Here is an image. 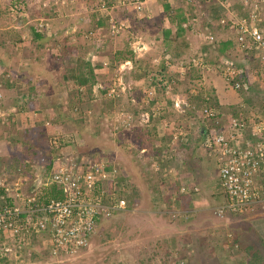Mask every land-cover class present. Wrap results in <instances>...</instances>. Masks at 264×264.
I'll list each match as a JSON object with an SVG mask.
<instances>
[{
  "label": "rangeland",
  "instance_id": "374dc122",
  "mask_svg": "<svg viewBox=\"0 0 264 264\" xmlns=\"http://www.w3.org/2000/svg\"><path fill=\"white\" fill-rule=\"evenodd\" d=\"M17 1H19V10L24 12L21 16H19V12L13 15L12 9H8L9 3L12 5L13 2ZM47 1L0 0V39H6L9 43L14 32H22L20 27L23 26L24 22L36 23L38 20H42L43 25L51 26L52 31L57 30L59 34L57 39L51 38L49 40L47 47L38 49L35 54L37 59L28 58L26 52L27 48H30L28 45H25L28 46L25 49L21 43L15 45L17 42L12 43L11 41L8 48L7 46L0 47V66L8 64L11 66V72L16 75V82L13 85L12 82H6L10 83L8 85L0 81V129L2 122L7 121L8 118H11V121L17 117L18 106H20L17 98L21 97L24 100L30 95L38 96L41 100L44 98L45 101L41 103L35 99L32 108L26 111L28 117L36 118V121L41 119L42 122L47 121L49 124L45 127L43 124L42 126L37 125V123L33 125V122H30L34 131L24 134L19 129L15 137L17 140H13L12 145H9L7 141L10 133L2 132L5 140L0 139V173L3 172L5 175H9V178L16 180L23 173L27 174L29 180L33 178L36 172L48 174L50 170V165L47 164L48 159L55 157L57 153V150L50 147V135L53 133L52 131L62 134V138L74 142L75 145L64 146L61 152L74 153L75 151L81 153L83 157L95 156L113 162L119 169L124 189L127 188L131 192V184H134L138 189L139 198L132 208H126L115 213L111 218L102 222L101 227L94 234L91 244L62 264H216L215 255L212 256L211 253L216 252L219 247L211 242L207 235L212 231L210 226L216 225L218 222L220 224L221 221L216 220L214 214L208 210L207 205L210 204L209 200L211 199L215 204H220L224 200L225 192L220 185L221 179L216 170L215 158L209 153V143L207 142L208 149L205 148L206 150L204 149L203 152H201L203 149H195L196 144L200 142L199 128L203 122L189 115L191 110L197 115L199 107L193 109V104H189L190 101L187 100L186 96L188 89L192 87L196 88L194 89L196 92L202 91L201 96H209L207 98L209 104L219 111L218 115L220 116L217 123L214 119L205 121L209 130L220 127L217 124L222 126L227 122L228 116H225V113H246L249 108L250 105L245 100L246 96L245 99L240 98L238 89L234 90L232 86L225 88L226 85L220 68H215L216 66H212L210 63L216 60L217 52L208 49L203 52L206 43L201 38L202 35H206V29L209 27L215 29L212 34L217 38L224 40L234 38L233 27L228 23L224 22V24L218 21L217 24V22L212 21L210 25L204 26V19L209 17L211 10L209 5L214 4L220 11L225 3V8L228 11H235L231 6L237 7L239 1H212L208 5L206 4V7H198L194 10L198 19L195 23L189 22L190 26L185 30V38L189 43L185 56L201 53V55L206 56L210 64L207 63L208 66L199 70L195 68L185 69L186 73L181 74L176 71L179 66L177 64L180 63L169 60L171 64H168L169 66L164 64L163 73L165 76L170 75V78L175 80V76L178 74L179 80L172 84L173 86L169 91L157 88L155 90L157 97L153 99V104L149 107L146 105L147 96L144 98L143 89L144 85L146 87L152 85V75L148 74L144 77L143 70L155 68V64L152 63L153 58L163 54L161 52L162 43L155 41V38L158 36L162 38L161 33L164 28L173 30L176 27L171 22L165 21L166 12L162 13L161 10H156L152 16L140 19L128 8L114 7L109 15L104 14L108 16L107 20L103 17L99 18L103 25V27L96 29L99 37L95 41H87L82 32L84 33L88 25H95L96 17L101 14L94 10L95 0H70L67 4H57L58 8L54 7L52 2ZM42 2L46 5H43ZM216 2L219 3L216 4ZM99 3L100 0L99 2L97 0L98 5ZM167 5L173 6L174 4L168 2ZM233 14L235 15L236 12ZM262 18H264V14H262ZM112 20L125 22V28L110 35L106 27L107 23ZM174 22L177 21L174 20ZM137 40L147 44L146 46L149 48L147 47L145 52L138 51L139 48L135 51L133 60L138 65L136 68L122 70L127 66L123 63L119 64L121 60L114 59L115 50L121 49L124 45L131 48V44H134L132 42H137ZM174 42L177 43L176 40ZM220 45L222 46L221 51L222 49L230 50L229 47L223 48L225 46L223 42ZM71 51H73V55L70 53ZM173 53L170 51V54ZM7 54L9 58L7 57V61H5L1 55L6 57ZM33 61L36 62L33 63ZM15 64H19V68H16ZM30 64L37 66L38 71L47 82L43 86L46 88L45 93L38 92L36 95L37 93L34 91H28L26 79L34 78ZM96 64H101L102 68L93 70V75H90L88 73L89 66L94 67ZM175 64L176 67H174ZM170 67H174L177 72L176 75H173ZM68 72L79 73L82 77L88 78L89 81H99L103 85H107L111 78H116L120 72H123L122 75H126L127 78L125 83L127 91L119 100H109L104 95L99 96L92 102L94 109L91 111V115L84 121L75 124L73 115L71 116L72 107L64 101L68 92L64 89L63 75L64 73L68 74ZM140 75L145 78V84L141 81H135L136 76ZM252 87L251 97L256 94L259 100L264 97V80L261 84L258 82L256 86ZM35 88L39 90L40 85L36 84ZM176 96L178 98L175 99ZM175 100L178 102V106L173 105ZM193 100L196 99L193 97ZM186 101H188V105L184 106ZM58 102L62 104V107L57 105ZM239 103L242 106H239ZM258 103L255 102L253 106L261 112L264 108ZM121 108H126L129 115L134 110L138 111V114H134L135 117L132 114L131 118L134 129L122 127L119 125V121L116 122L121 119V115L117 114L122 110ZM184 108L189 111H185ZM151 114H153V121H151ZM153 124L156 125L157 132L153 133L154 135L150 132ZM215 125L216 127H214ZM177 126H182V132H188L186 139L182 138L183 135L181 134L177 135L175 129ZM161 127L164 129L163 131H161ZM26 142L47 148L48 156H37L36 154L34 159L23 160L28 154L22 146ZM159 142H161L160 145H158ZM157 148L159 151H156ZM12 151L15 152V156L10 157L8 153ZM17 158H20L18 164L16 163ZM186 159L190 163L186 165V171L185 168L181 171L179 163L182 164L181 161ZM187 172L192 173L190 175L196 182L195 188L199 189V194L195 195L196 197L192 196L195 198L194 204L197 205V208L202 206L196 216L191 212H181L182 210L177 208L174 210L175 212L171 209H165L168 203L160 199L157 202L158 205L152 202L150 188L158 186L161 189V182L168 178V173L177 176ZM143 175H148L150 181L146 182L142 177ZM126 181L129 182V186H125ZM205 187L207 189L204 191ZM262 188L264 190V185ZM173 189L172 191L177 193V190ZM212 191L215 194L213 198ZM161 192L163 191H159V194ZM256 205L254 210L257 208L258 210H251L253 214L247 213L250 215L246 218L252 219L264 214V205L261 202ZM175 214H178L177 220H172L171 217ZM199 235L205 236L199 239ZM172 236L177 238L179 244L186 243L188 248L187 261L175 259L170 255L174 252L172 249L174 238ZM12 252L0 258V264H54V261H59L55 257L41 256V258L36 253H32L31 256L23 253L22 256L15 258ZM26 252L28 253V251ZM238 252H233V258H237ZM238 256H243V254L238 253Z\"/></svg>",
  "mask_w": 264,
  "mask_h": 264
},
{
  "label": "built area",
  "instance_id": "2783aa9c",
  "mask_svg": "<svg viewBox=\"0 0 264 264\" xmlns=\"http://www.w3.org/2000/svg\"><path fill=\"white\" fill-rule=\"evenodd\" d=\"M51 1L64 3L67 0L47 2ZM164 1L177 2L183 7L198 6L201 2V0H122L121 4L142 15L150 11L151 5ZM100 2L101 7H104V0ZM242 3L252 4V7L247 8L244 13L239 12L235 15L224 12L219 21L231 25L236 30L240 42L249 40L255 43V48L264 49L262 27L264 19L261 20L259 17L264 11V0H244ZM42 4L46 5L44 2ZM10 9L14 15L16 12H19V16L24 14L19 10V6L16 8L10 6ZM195 19L197 17L193 18ZM236 22L239 24L237 29L234 25ZM38 23V26H43L42 20ZM123 26L122 22L112 20L107 30L109 34H115ZM201 37L208 41L213 39L212 34H204ZM162 62L165 65L171 64L167 56L153 58V63ZM124 65L132 67V64ZM206 66L203 55L195 54L180 64L176 71L183 74L186 73V67L202 69ZM215 66L220 68L227 81L244 72L242 67L227 58L218 59ZM174 67L169 69L176 75ZM122 76L120 72L116 76V81L107 87L106 96L121 97L127 90ZM239 86L240 83L235 81L232 88ZM169 89L170 85L167 84L166 90ZM143 91L150 98L154 93V87H144ZM175 105H178V102H175ZM198 109L197 114L201 117H215L218 114V111L208 104ZM117 114L121 115V119L116 121L120 122V126L133 127L132 115L123 110ZM227 116V122L222 124L219 130L212 129L209 132L211 135L208 140L209 153L215 158L221 179L220 185L227 194V202L216 212L228 209L247 214L263 200L264 183L259 179L264 173V118L255 119L241 112L229 113ZM44 124L48 125V122L45 121ZM52 132L49 139L50 147L57 150V153L51 159L48 174L36 172L31 180L24 175L16 180L3 172L0 173V258L11 254V251L15 258L22 256L23 253L28 256L32 253L44 254L60 261L73 258L87 248L102 222L112 217L115 211L127 208L123 195L124 184L116 165L101 157H83L75 151L61 152L64 146H67L64 145V138L57 132ZM40 185L45 187L56 185L59 193L48 201H41L37 193Z\"/></svg>",
  "mask_w": 264,
  "mask_h": 264
},
{
  "label": "trees",
  "instance_id": "16d2710c",
  "mask_svg": "<svg viewBox=\"0 0 264 264\" xmlns=\"http://www.w3.org/2000/svg\"><path fill=\"white\" fill-rule=\"evenodd\" d=\"M18 3H19V1L13 2L12 3L13 7L16 8L17 6H19ZM174 3L175 4L173 5V7H170L167 5V3H165L166 4L165 12L172 19L173 22H174V20L177 21V22H175L176 26H177L176 30L173 31V30H171V28H166V29L164 28L163 32L161 33L162 38L158 36V38H155V41L162 43L161 52L164 55H167L168 59L171 62L180 63L182 60L183 54L188 50V47H189V43L185 38V30H187V28L190 26V23L188 21L193 18L194 10H196L198 7H200V8L206 7V4L208 5L209 3L201 0L200 5H198V6L192 5V6H187V7H183V6L179 5L177 2H174ZM237 3H239V5L237 7L231 6L233 8V10H235V12H237V13L245 12V9L243 8V3L241 1H239ZM216 4H217V2H216ZM97 6L98 5H95V4L93 6L95 12L96 11L99 12L97 9ZM208 7L211 10L209 11V17L204 19V26L210 25L212 21L218 22L220 17L224 14L222 9L220 11L217 10V7L214 4L213 5L211 4ZM185 12H187V13H185ZM94 14H96V13H94ZM96 16H97V14H96ZM102 17L105 18V20H107V18H108L107 15L99 14L98 17H96L97 18L96 24L93 26L88 25V27L84 30V33L82 32V34H84V37L86 38L87 41H95L97 39V37H99V34L96 33V29L103 27L102 22L99 19ZM84 20H85V18H84ZM35 21H37V20H35ZM38 22H39V20H38ZM38 22H36V23L35 22L24 23L22 26L23 28L20 27L22 29V32L21 31L14 32L12 34L13 37L10 39L9 43H7L6 39L1 38L0 39V47L1 46H4V47L7 46V48H8V45H11L10 44L11 41H12V43L17 42L15 45H18L19 43H21L24 46L28 45L30 48H27L28 46L24 47L25 49L27 48L26 52L28 53V58H32V57L36 58L35 54L38 51V49H40V48L42 49L44 47H47L49 40L51 38L57 39V36L59 35L57 30L52 31L51 26L48 27L46 25H43L41 27V26H38V24H39ZM18 23H20V22H18ZM183 24H185V25H183ZM47 27H48V29H47ZM214 31H215V29H213V27H209L208 29H206V32H209V33L214 32ZM65 36H67V35H65ZM175 40L177 41V43L174 42ZM28 41H30L29 44H28ZM215 43H217L216 40H213V42L211 44H207L206 46H204L203 52H205L207 49L210 51L212 50L213 52L214 51L217 52V57H218L222 53V51L220 50L222 46L219 43V44H217V47H216ZM223 43L225 44V46L223 48L230 47V45H231V41H227V42H223ZM63 46H64V44H63ZM121 49H123L124 51ZM121 49L115 50L114 59H116L118 61L121 60V62L133 59V55L135 53L131 48L124 45ZM251 50H252V48L247 50V58L250 57V59L248 61V65L254 68V72L256 73V75H257L256 77H258V78H252L248 74L246 75L245 73H242V74H240L241 76L238 75L237 77H233L229 81H227V80H226V82L224 81V83L226 85L225 88L228 86H232L233 83H235V81H238L240 83V86L237 88H234V90L238 89V91H239L238 95L240 94L239 95L240 98L245 99V96H246L245 100L247 103H249L248 105H250L249 108L247 109L246 113L249 116H252L255 119H257L259 117L264 118V109H262L260 112L253 105L255 102H259L258 104L263 105V108H264V102H263L264 97L260 98V100H262L261 101L262 104H261L259 97L256 96L257 94L253 95L251 97L250 91H251V88H253L252 86H254V85L256 86V84L258 82H260V84H261L262 81L264 80V72H263L264 71V65L255 64V61L257 60V56L254 55L253 53L250 56ZM170 51H173L174 53L170 54ZM70 53H72V55L74 54L73 51H71ZM1 57L4 58L5 61H7L6 58L8 57V54L6 55V57H3V55H1ZM205 59H206V61H208L206 56H205ZM34 62H36V61H33V63ZM132 62H133L134 68H136L138 66L137 63L134 60H132ZM212 62L213 61H211L210 63H212ZM164 64L165 63L162 62L161 65H154L155 68L143 70V73H144L143 76L144 77L148 74L149 75L151 74L154 78V82L159 83V85H162L163 89H164L167 82L170 83L171 81L176 82L177 80H179V79L175 80V79L170 78V76L164 75V73H163V71L165 69ZM30 65H31L32 72L34 74V78L26 79V81L28 83V88H27L28 91L29 92L34 91L35 93H37L36 95H38V92H40V93L44 92L45 93L46 88L43 86L46 85L47 82L43 79L42 75L38 71L37 66H35L34 64L33 65L30 64ZM94 67H95V69H94ZM94 67L89 66L88 73L90 75H93V70H99L102 68L101 64H96ZM79 68H81V67H79ZM0 70H1L0 71V81L1 82H3V83H6V82L11 83L12 82V85H13V83L15 84L16 75L13 74V72H11V66H9L8 64H5V65L2 64L0 66ZM3 72L5 75L3 74ZM7 74H9V76H7ZM78 75H79V73L74 74L73 72H68V74L64 73V75H63V80L65 82L64 83V87H65L64 89H66V91L68 92V95H66V96L64 95L65 96L64 101H65V103L68 102V104L71 105V107H72L73 112H72L71 116L73 115L72 116L73 122L75 124H78V122H81L82 120L84 121L89 115H91V111L94 109L92 107V102L96 98H98L99 96L105 95L106 90H107L106 87L101 89L97 85V81H95V80L89 81V79L86 78L85 76L82 77V75H79V76ZM140 77H142V76L140 75ZM113 81L114 80H112V82ZM125 81H126V79H125ZM110 82H111V80H110ZM10 83H6V84L10 85ZM36 84L40 85L39 90H37L35 88ZM145 88H148V86L146 87V85H145ZM243 88H245V90H243ZM201 92L202 91L196 92L194 90L192 92H189L186 96L187 100L189 99L188 101H190L189 104L190 103L193 104V109H195L197 107L202 108L203 106H206L207 104L212 106L211 104H209V102L207 100V98L209 96H207V95L201 96ZM143 96L146 97V93L143 92ZM193 97L196 99L195 101L193 100ZM17 99H19V102H20V106H18L19 110H17V113H18L16 115L17 117L12 119L11 121H10L11 118H8L7 121L1 123L2 128L0 129V139H2V138L4 139V137L2 136L3 131L9 132L10 137H11V138L9 137L7 139V141L9 142V145H12L13 140H17L15 137L17 136L16 133L18 134L19 129H21L24 134L30 133V131H32V132L34 131L32 128V124H30V122H33V125H36V123H37V125L42 126V124H43L41 119H38V121H36V118H29L26 111H28L29 108H32V105L34 104L35 99H38V101L42 103L43 101H45L44 98L41 100L40 98H38V96L35 97L33 95H30L29 97H26L24 100L21 97H18ZM119 99H120V97H117V100H119ZM110 100H116V98H111ZM195 102H197V103H195ZM152 104H153V99L151 101H149L148 103H146V105H148V107L151 106ZM57 105L59 107H62V104L60 102H58ZM239 106H242V105L240 104ZM260 107H262V106H260ZM121 109L123 111L127 112L126 108H121ZM184 110L187 111L188 109L184 108ZM238 110H240V109H238ZM189 113H190L189 114L190 116L197 118L196 120L203 122V126H204L206 120H209L210 118L213 117V116H210V117H204V118L202 117L201 118L200 116L196 115L193 112V110L189 111ZM132 114H133V117H135L134 114H138V111L134 110V112H132ZM153 120H154V118L151 115V121H153ZM226 120H227V118H226ZM159 123H161V121H159ZM189 124L191 125V123H189ZM181 127L182 126H177L175 128L176 133L181 134V132H182ZM214 127H216V125ZM157 128H158V125H157ZM162 129H163V127H161V130ZM186 130H187V128H186ZM211 130L212 129L209 130L207 128V131H205L203 129V132L202 133L200 132V135L202 137L200 136V139H199L200 142H198L195 146L196 150L197 149H203L201 151V152H203L205 148L208 149L207 142H208L209 137L211 135L209 133ZM150 132L152 134L157 133L155 124L152 125ZM183 134H184L183 138L186 139L188 132H183ZM161 135H162V133H161ZM59 136L62 137V134H59ZM160 143L161 142H159L158 145H160ZM65 144L68 147L75 145L74 142L64 138V145ZM22 146H23V149L25 148V151H27L26 153H28L27 157H25V159H23V160L30 159V158L34 159V156H36V154H37V156L38 155H40V156L44 155L47 157L48 153H49L47 148H42V147H40V145H37V144L34 145L31 142L23 143ZM201 147H203V148H201ZM46 149H47V151H46ZM156 151H159V148H157ZM0 154H1V150H0ZM8 154L10 155V157L12 155L15 156L14 151L9 152ZM50 159H52V158L50 157ZM50 159H48V162H47L48 165H51ZM19 162H20V158H17L16 163L18 164ZM188 163H190L188 159L182 160V164L179 163L181 171L183 170V168H185V171H186V165ZM190 174H192V173H190ZM190 174H189V172H187L186 174L183 173L181 175L172 176L170 173H168L167 174L168 178L166 180H164L163 182H161V186H162L161 189L158 186H153L152 188H150L149 191L151 193L152 202L154 204L156 203V205H158L157 202L160 199V200L164 201L165 203H168V205H167V207H165V209H169V210L171 209L172 211H174L177 208L179 210H182L181 212H183V211L184 212L185 211L191 212V213L195 214V216H196L198 211L201 210L202 206H200L198 209L197 205L194 204L195 198H193L192 196L196 197L195 195L199 194V189L195 188L196 182H195L193 176ZM142 177L144 178V180L146 182L150 181V177L148 175H143ZM260 180H262L264 183V173H262ZM125 186H129V182L126 181ZM172 189L177 190V193H174L172 191ZM55 190L56 189H55L54 185H49L48 187H45L43 189V192H45V193H39L38 197L41 201H43V200L48 201L49 199L56 197L58 195V193H56L57 191H55ZM159 191H163V192H161L159 194ZM123 192H124L123 195H124L125 199L127 200V208L130 209L133 207V205L139 199L138 198V189L136 186H134V184H131V192L128 191L127 188ZM224 195H225L224 200L220 204H215L211 199V200H209L210 204L207 205L209 207L208 210L214 214V216L216 217V220L221 221L220 224H218L219 222L218 223L216 222L217 223V224L215 223L216 225L210 226L212 231H211V233H209L207 235L209 237V240L219 247L216 250V252L213 251L211 253L212 256L215 255L216 264H264L263 236L259 233L258 230L254 229L253 223H250L252 219L246 218V216H249L250 214H241V213L234 212V211H231L228 209H223V211L220 213L216 212L218 208H220L222 205H224L227 202L226 192L224 193ZM213 196H215V194L212 191V198H213ZM263 197H264V193H263ZM225 198H226V201H225ZM256 207H258V206L256 205ZM251 214H253V212H251ZM177 217H178V214H175V216L171 217V219L177 220ZM204 236L205 235H199L198 238L202 239ZM172 237H171V239H172ZM173 238L174 239L172 240V242H173L172 249L174 250V252H172L170 255L175 259H181V260L187 261L188 258H186V257H187V253H188V248H187L186 243L182 242L181 244H179V242H177V238L176 237H173ZM180 246H184V247H180ZM183 249H184V251H183ZM239 250L243 252V256H238L239 258L237 257V259L233 258V254H234L233 252L239 251ZM222 252H224V253H222ZM216 254H217V257H216ZM218 258L219 259L221 258V260L223 258L224 261L223 260L221 261Z\"/></svg>",
  "mask_w": 264,
  "mask_h": 264
},
{
  "label": "clouds",
  "instance_id": "9594fccd",
  "mask_svg": "<svg viewBox=\"0 0 264 264\" xmlns=\"http://www.w3.org/2000/svg\"><path fill=\"white\" fill-rule=\"evenodd\" d=\"M121 1L122 0H104V7H101V2L99 3V5L97 4V0H95V4H97L98 6H97V9H98V11L99 12H101V14H107V15H109L110 14V12H112V10L114 9V7H119V6H123V8H128V9H130V11H132V12H134L135 13V15L136 16H138V17H140V19H144V18H147V17H150V16H152L154 13H155V11L156 10H161L162 11V13H165V6H166V4H162L163 2H159V3H157V4H153V5H151L150 6V11L149 12H147L146 14H142V15H139V14H137L134 10H132L131 8H129L128 6H125V5H122L121 4ZM99 2V1H98ZM12 3V2H11ZM10 6H13V5H11L10 3H9V6H8V9H10ZM158 9H157V8ZM170 7H173V6H170ZM171 9V8H170ZM10 11V10H9ZM10 14H12V13H10ZM262 14H264V11L262 12ZM14 15V14H13ZM166 17H165V21H167V22H171L172 24H173V26H176V24H175V22H173L172 21V19L168 16V15H165ZM111 18V17H110ZM109 18V19H110ZM25 23V22H24ZM123 23V28L122 29H124L125 28V22H122ZM218 23V22H217ZM108 24L109 23H107V27H106V30H107V28H108ZM231 26V25H230ZM169 27V26H168ZM177 27V26H176ZM176 27H175V29H173V31L174 30H176ZM232 27V26H231ZM262 27L264 28V22L262 23ZM47 29H48V27H47ZM121 29V30H122ZM172 30V29H171ZM233 30H234V34L233 35H235V37L234 38H230V39H228V40H224L223 38H217V37H215V36H213V32H207L206 33V35H208V34H212V36H213V39L211 40V41H208L207 39H204V38H202L203 40H205V45H207V44H211L212 42H213V40H216V42L217 43H215V46L217 47V44H219V43H221V42H227V41H231V45H230V47H229V51H225V50H222V53L216 58V60L215 61H213L212 62V66H214L215 65V63H216V61L218 60V59H220V58H227V59H229V60H231V61H233L234 63H236L237 65H239L240 67H242L243 69H244V72L243 73H247L250 77H252V78H258V77H256L257 75H256V73L254 72V68L253 67H251V66H249L248 65V61H249V59H250V57L249 58H247V48H245V47H242V46H240L239 45V43H240V41H239V39H238V34H237V32H236V30L233 28ZM108 31V30H107ZM118 33V32H117ZM111 35V34H110ZM138 41H140V40H137V42ZM137 42H132V43H134V44H131V49L134 51V53H135V51H137V49L135 50L134 49V46H135V44L137 43ZM20 44V43H19ZM145 44V43H144ZM147 44H145V48H141V46H139V49H138V51H141V52H145L149 47L148 46H146ZM148 47V48H147ZM129 48H130V46H129ZM252 48V50H251V53H250V56H251V54L253 53L254 55H256L257 56V60L255 61V64H262V65H264V53H261L260 51H258L255 47H254V45L251 47ZM264 50V49H263ZM186 53V52H185ZM185 53L183 54V57H182V60H181V62H180V64H182L183 62H185L186 60H188L191 56H185ZM201 54V53H200ZM205 54V53H204ZM193 55H195V54H193ZM192 55V56H193ZM158 56H167V55H163V54H160V55H158ZM158 56H155V57H158ZM168 57V56H167ZM203 58H204V60H205V62H206V64L207 63H209L208 61H206V59H205V56L203 55ZM133 59H131V61H132ZM135 61V60H134ZM105 63V62H104ZM152 63H153V61H152ZM119 64H122V62L120 61L119 62ZM123 64H127V63H123ZM153 64H155V65H161V63L160 64H156V63H153ZM180 64H177V65H180ZM210 64V63H209ZM176 65V64H175ZM126 66H128V65H126ZM207 66H208V64H207ZM189 68H191V67H186V69H189ZM192 68H194V67H192ZM216 68V67H215ZM126 69H129V67H124V68H122V70H126ZM131 69H134V67H133V65H132V67H131ZM196 70H199V69H196ZM123 73V72H122ZM3 74H4V72H3ZM222 74V73H221ZM246 74V75H247ZM5 75V74H4ZM173 75H175V74H173ZM223 75V74H222ZM7 76H9V74H7ZM126 75H123L122 77L124 78L123 80H124V83H126L127 82V78L125 77ZM170 76V75H169ZM176 77V79H179V76H175ZM223 78H224V76H223ZM116 78H111L110 80H111V82L110 83H108L107 85H103L101 82H99V81H97V85L101 88V89H103V88H107L108 86H110L114 81H116L115 80ZM125 79H126V81H125ZM112 80H114L113 82H112ZM135 81H141V82H144V84H145V78H142V77H140V76H137L136 77V79H135ZM223 81H225L226 82V80H225V78H224V80ZM151 84H152V87H154V93H153V95L150 97V98H148L147 97V101H146V103H148L149 101H151L152 99H154L155 97H157L156 96V93H155V90L158 88H160V89H162V90H164V91H166V85L167 84H169L170 85V89L172 88L171 86H173L172 84H174V81H171L170 83H166V85H165V87H164V89H163V87H162V85H159V83H155L154 82V78H153V76H152V79H151ZM176 84V83H175ZM155 85V86H154ZM7 86V85H6ZM145 86V85H144ZM131 89H133V88H131ZM194 89H196L195 87H192V88H189L188 89V93L189 92H191V90H193L194 91ZM127 91V90H126ZM124 93H125V91H124ZM123 93V94H124ZM123 94H122V96H123ZM107 99H111V97H108V96H106V95H104ZM178 97V96H177ZM177 97H175V99L177 98ZM145 98V97H144ZM116 100H117V98H116ZM175 102H176V100H175ZM175 102H173V105H175ZM182 103H184V102H182ZM186 105H188V101H186V103H184V106H186ZM178 106V105H177ZM213 107V106H212ZM176 108V107H175ZM215 108V107H214ZM216 109V108H215ZM216 111H218L217 109H216ZM219 112V111H218ZM230 112H227V113H225V116H227L228 114H229ZM222 114H224L223 112H222ZM151 115H153V114H151ZM198 115V114H197ZM198 116H200V115H198ZM201 117V116H200ZM202 118V117H201ZM204 118V117H203ZM218 118H219V116H218V114L215 116V117H212V118H210V119H214L215 121H216V123L218 122L217 120H218ZM45 122H43V125L45 126V127H47L48 125H45L44 124ZM217 125H219L220 127H218V128H216V129H220L222 126H221V124H217ZM207 124H204V126L202 125L201 126V128H199L200 130H199V132H203V129L205 130V131H207ZM128 129H131V128H128ZM132 129H134V126L132 127ZM190 130V129H189ZM201 136V135H200ZM172 139H173V137H172ZM79 153V152H78ZM80 155H81V153H79ZM216 170H217V168H216ZM261 177V176H260ZM260 180V179H259ZM262 181V180H261ZM263 182V181H262ZM264 198V197H263ZM263 201H261V203H262ZM256 211V210H255ZM103 226V225H102ZM37 254V253H36ZM39 257H41V256H45L44 254H37ZM47 257V256H46ZM1 258H3V257H1ZM42 258V257H41ZM45 258V257H44ZM47 258H49V257H47ZM67 260H70V259H63L62 261H54L53 263L54 264H62L64 261H67Z\"/></svg>",
  "mask_w": 264,
  "mask_h": 264
},
{
  "label": "bare ground",
  "instance_id": "6f19581e",
  "mask_svg": "<svg viewBox=\"0 0 264 264\" xmlns=\"http://www.w3.org/2000/svg\"><path fill=\"white\" fill-rule=\"evenodd\" d=\"M204 1V0H203ZM239 1H241V2H243L244 0H239ZM52 3H53V6L54 7H57L58 8V6H57V4H59V5H61V4H67V3H69L70 2V0H67L66 2H64V3H62L61 1L60 2H58V3H56V2H53V1H51ZM168 2H170V1H164L162 4H165V3H168ZM170 3H173V4H175L174 2H170ZM207 3H209V2H207ZM189 6H192V5H189ZM223 8H222V10H223V12H228V13H233V12H235V11H228V9L227 8H225V3L223 4V6H222ZM249 7H252V4H249V5H244L243 4V8L246 10L247 8H249ZM244 13V12H243ZM236 14H239V13H237L236 12ZM194 16H193V18L194 17H197V14L194 12V14H193ZM259 17L261 18V20L263 19L262 18V13H260V15H259ZM193 18L192 19H190L188 22H190V23H195L196 21H197V19H198V17H197V19H195V20H193ZM261 20H259V21H261ZM258 21V22H259ZM238 22V21H237ZM235 23L234 25H235V27H236V29L237 28H239V24L238 23ZM257 23V22H256ZM218 24V23H217ZM238 24V25H237ZM258 24V23H257ZM239 45L240 46H242V47H245V48H247V49H251V47L253 46V45H255V43H253L252 41H249V40H243V41H241L240 43H239ZM258 51H260L261 53H264V50L263 49H261V48H256ZM122 63H127V64H132L133 65V62L131 61V60H126V61H124V62H122ZM134 67V66H133ZM152 85H150V86H148V87H151ZM181 134L184 136V134H183V132H181ZM177 135H178V133H177ZM183 138V137H182ZM49 172H50V170H49ZM23 175L24 176H27V174L26 173H23ZM28 177V176H27ZM221 181V180H220ZM37 182V181H36ZM40 187V190L37 192V193H45V192H43V189H44V185H40L39 186ZM55 187V189H56V185L54 186ZM55 191H57L56 193H59V191L58 190H55ZM125 207H127V200H126V202H125ZM121 211H123L124 210V208H122V209H120ZM121 211H118V212H114L113 214H115V213H119V212H121ZM111 218V217H110ZM98 230V229H97ZM97 232V231H96ZM91 244V241H90V243L88 244V246ZM87 246V247H88Z\"/></svg>",
  "mask_w": 264,
  "mask_h": 264
},
{
  "label": "crops",
  "instance_id": "0c3cea01",
  "mask_svg": "<svg viewBox=\"0 0 264 264\" xmlns=\"http://www.w3.org/2000/svg\"><path fill=\"white\" fill-rule=\"evenodd\" d=\"M19 64H15V67L16 68H19L18 66ZM220 98L222 97L221 95L219 96ZM164 129H162L161 131H163ZM182 162V161H181ZM201 187V186H200ZM205 189H207V187L204 188V191ZM262 204L264 205V201L262 202ZM202 209V208H201ZM258 210V209H257ZM200 211V210H199ZM250 223H253L254 225V229L255 230H258L259 233L264 236V214L263 215H260V216H256L254 218H252L251 222ZM257 228V229H256ZM263 241H264V237H263ZM238 253H241L243 254L242 251L239 250ZM238 253H237V257H238ZM239 258V257H238ZM237 259V258H235Z\"/></svg>",
  "mask_w": 264,
  "mask_h": 264
},
{
  "label": "water",
  "instance_id": "95a60500",
  "mask_svg": "<svg viewBox=\"0 0 264 264\" xmlns=\"http://www.w3.org/2000/svg\"><path fill=\"white\" fill-rule=\"evenodd\" d=\"M139 46H141V48H145V44L141 41H138L135 46L134 49L136 50L137 48H139Z\"/></svg>",
  "mask_w": 264,
  "mask_h": 264
}]
</instances>
